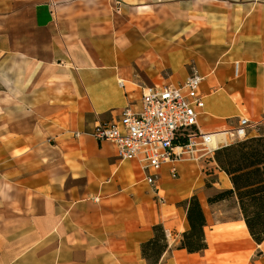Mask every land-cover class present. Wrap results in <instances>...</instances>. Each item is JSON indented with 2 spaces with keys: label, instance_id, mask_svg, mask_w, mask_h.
<instances>
[{
  "label": "crops",
  "instance_id": "1",
  "mask_svg": "<svg viewBox=\"0 0 264 264\" xmlns=\"http://www.w3.org/2000/svg\"><path fill=\"white\" fill-rule=\"evenodd\" d=\"M193 71L202 133L264 123V0H0V264H149L141 245L155 226L168 244L158 264H231L207 237L244 223L236 198L208 203L232 188L216 163L220 188L200 196L194 170L174 179L166 166L157 193L138 162L91 136L140 111L142 88ZM193 196L208 248L189 254ZM227 202L237 215L221 220ZM249 239L246 259L264 256Z\"/></svg>",
  "mask_w": 264,
  "mask_h": 264
},
{
  "label": "built area",
  "instance_id": "2",
  "mask_svg": "<svg viewBox=\"0 0 264 264\" xmlns=\"http://www.w3.org/2000/svg\"><path fill=\"white\" fill-rule=\"evenodd\" d=\"M202 83V76L193 71L179 85L144 87L140 111L125 110L117 121L99 123L91 136L98 142L115 145L121 160L138 162L146 182L158 193L156 187L163 167L169 166L170 175L177 179V165L183 156H212L221 146L247 139L250 131L259 126L240 119L236 127L224 131L231 143L212 149V135L216 133H202L198 125L205 106L200 94Z\"/></svg>",
  "mask_w": 264,
  "mask_h": 264
},
{
  "label": "trees",
  "instance_id": "3",
  "mask_svg": "<svg viewBox=\"0 0 264 264\" xmlns=\"http://www.w3.org/2000/svg\"><path fill=\"white\" fill-rule=\"evenodd\" d=\"M213 160L228 176L232 188L208 199V203L236 198L251 239L261 245L264 242V136L248 137L221 147L215 151ZM182 205L186 209L189 229L182 236L180 248L189 254L205 251L208 245L202 206L196 196ZM153 232L154 237L141 245V253L149 264H158L168 244L162 226H155Z\"/></svg>",
  "mask_w": 264,
  "mask_h": 264
},
{
  "label": "rangeland",
  "instance_id": "4",
  "mask_svg": "<svg viewBox=\"0 0 264 264\" xmlns=\"http://www.w3.org/2000/svg\"><path fill=\"white\" fill-rule=\"evenodd\" d=\"M6 73H7V70H6ZM3 74L5 77H7V75L5 74V71ZM254 131H255V134H257V136H264V123L263 122L260 123V125ZM214 153L212 156L211 155L201 156L203 153H198L196 154L194 159L189 158L187 155L183 156L182 161L180 162V164L177 165L178 174H179L177 179H180L182 175H185L189 170L192 169L194 170V173H195L193 182L196 183L197 186L199 187L198 191L200 192V196H204V193H207L208 190H210L211 188H220L222 186V181L218 180V175L215 174V170H214L215 165L212 164V163H215L213 160ZM219 211L220 212L222 211L221 220L235 219L237 215L236 212L234 211V205L232 204V202H227V203L222 204V206L219 207ZM207 214H208V217L211 219V216L213 214L212 215H209V213ZM214 224H215L214 222L213 223L211 222L210 228H208L207 230L212 231L215 228ZM236 227L237 226H235V228ZM249 254H250V251H249ZM242 258L243 259H240V261L235 260L237 263L232 261L231 264H255V263L258 264L260 262H264L263 254H260L259 250L257 249H254L251 255L247 259L245 256ZM222 264H229V263L223 262Z\"/></svg>",
  "mask_w": 264,
  "mask_h": 264
},
{
  "label": "bare ground",
  "instance_id": "5",
  "mask_svg": "<svg viewBox=\"0 0 264 264\" xmlns=\"http://www.w3.org/2000/svg\"><path fill=\"white\" fill-rule=\"evenodd\" d=\"M227 142H228L227 133L218 132V133L212 135V141H211L210 146L212 149H216L219 145L225 144ZM246 229L247 228H246L245 224L242 223V225H238L236 228H233V230L228 231L231 233H225L223 231L221 233L219 232L220 234L217 236V234L214 232L213 233L208 232V234H207L208 241L210 244H212V246L213 245H217V246L220 245L218 247H221L223 249V250L222 249L221 250L224 251V254H226V258L231 257V259L233 261H235V260L240 261V259H243L242 257H244L246 254H249L250 245L251 246L253 245L250 242V239H249L250 237H249V234H248ZM221 250H219V251H221ZM213 253H216V252H213ZM210 256H212V254ZM213 257L214 256H212V259H213ZM209 258H211V257H209ZM227 261H228V259H227Z\"/></svg>",
  "mask_w": 264,
  "mask_h": 264
}]
</instances>
